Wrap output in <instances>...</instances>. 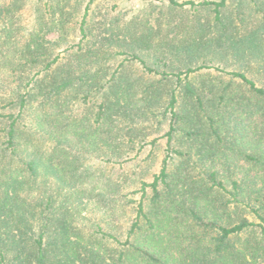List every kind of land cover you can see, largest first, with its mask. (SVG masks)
I'll list each match as a JSON object with an SVG mask.
<instances>
[{
  "label": "trees",
  "instance_id": "obj_1",
  "mask_svg": "<svg viewBox=\"0 0 264 264\" xmlns=\"http://www.w3.org/2000/svg\"><path fill=\"white\" fill-rule=\"evenodd\" d=\"M167 1L0 0V264H264V0Z\"/></svg>",
  "mask_w": 264,
  "mask_h": 264
},
{
  "label": "rangeland",
  "instance_id": "obj_2",
  "mask_svg": "<svg viewBox=\"0 0 264 264\" xmlns=\"http://www.w3.org/2000/svg\"><path fill=\"white\" fill-rule=\"evenodd\" d=\"M110 3H115V5L117 6L114 13H116V15L118 16H121V17H130L131 15L141 11L142 9H148L150 8V4L153 6V5H157V4H161L160 2H163V3H167L168 1L167 0H109ZM179 2H182V1H185V0H178ZM194 1H198V0H194ZM164 9V8H163ZM187 12L185 14H192L194 13L192 9L189 8L188 5H185L184 8ZM158 10V8H157ZM155 10V11H157ZM185 12V11H184ZM156 13V12H155ZM153 14L154 16H156V14ZM198 13H201V12H198ZM50 38H54L55 35L54 34H50L49 36ZM245 71H248V70H245ZM211 72L212 73H218V71H216L215 69H211ZM250 73V72H248ZM250 75V74H249ZM152 136H150L151 138ZM158 142H160V146L158 147V150L156 149V157H155V160L154 162L152 163V166H151V172H155L158 170V162H159V159L161 157V143H162V140L160 139ZM150 145H146V149L144 150V155L146 152H148V150L150 149ZM143 155V157H144ZM142 157V156H141ZM142 167H144L146 165V162H141L140 163ZM148 177V176H147Z\"/></svg>",
  "mask_w": 264,
  "mask_h": 264
}]
</instances>
